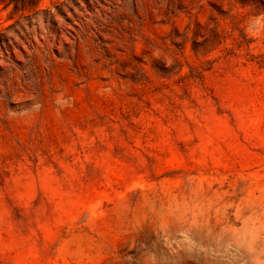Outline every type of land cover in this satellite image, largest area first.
<instances>
[{
    "label": "rangeland",
    "instance_id": "rangeland-1",
    "mask_svg": "<svg viewBox=\"0 0 264 264\" xmlns=\"http://www.w3.org/2000/svg\"><path fill=\"white\" fill-rule=\"evenodd\" d=\"M0 264H264V0H0Z\"/></svg>",
    "mask_w": 264,
    "mask_h": 264
}]
</instances>
